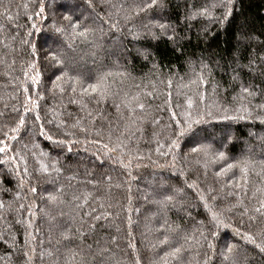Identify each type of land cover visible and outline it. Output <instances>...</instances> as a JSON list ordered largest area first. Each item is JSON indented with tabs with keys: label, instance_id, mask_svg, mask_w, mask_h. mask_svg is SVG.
<instances>
[{
	"label": "trees",
	"instance_id": "trees-1",
	"mask_svg": "<svg viewBox=\"0 0 264 264\" xmlns=\"http://www.w3.org/2000/svg\"><path fill=\"white\" fill-rule=\"evenodd\" d=\"M0 141V264H264V0H0Z\"/></svg>",
	"mask_w": 264,
	"mask_h": 264
},
{
	"label": "snow or ice",
	"instance_id": "snow-or-ice-1",
	"mask_svg": "<svg viewBox=\"0 0 264 264\" xmlns=\"http://www.w3.org/2000/svg\"><path fill=\"white\" fill-rule=\"evenodd\" d=\"M90 2V0H89ZM153 3H155V0H153ZM231 3V0H229V4ZM44 11V8H43V5L40 6L39 8V11L36 12V15L37 16H40L41 13H43ZM230 14V12H226L225 14V18H227V15ZM10 18V17H9ZM43 19L47 20V17H43ZM65 19H69L68 17H65ZM36 26L33 25V28H35ZM75 27V26H73ZM163 27V26H161ZM52 28H53V31L55 33H63L64 29L63 28H59V27H56L55 24L52 25ZM37 31H39V29H37ZM29 35L31 36L32 33L30 32ZM79 35L83 36L84 33L81 32L79 33ZM27 43V41H25ZM33 51H35V45H31ZM52 59L54 61H56L57 63H60L59 59L57 58V56L55 55V53L52 54ZM57 79H60V77H57ZM34 82H35V79H34ZM91 89L92 92H97L98 91V85L97 84H91V85H88V88H85L84 91L85 92H88V89ZM75 90V89H73ZM25 91H27V89H25ZM61 91H63V89H61ZM243 92L245 93H248L249 95H252L253 93H250L249 92V89L247 88H243L242 89ZM107 93V89L106 88H103V89H100L99 90V95L101 97H103L104 95H106ZM42 98V97H40ZM202 98V97H201ZM29 99H31V97H29ZM33 105L36 107V108H39V105L36 101H32ZM188 103V108L191 109L193 107V102L191 100V98L188 99L187 101ZM139 107L143 108V105H139ZM245 111H247V109H244ZM31 111V109H28V108H25L24 112H25V115ZM180 116L181 118L178 119L177 118V113L176 112H172L171 114V119L175 125L174 128H172V133H173V136L175 138L171 139L170 141V148H179L180 146V140L181 138H184V137H188L190 142L195 144L196 146L192 148V151L193 152H196V151H199L200 150V145H199V132H198V127L199 125L201 124H206L208 123V119H206V117L208 118H212V119H216V117L213 116L212 112L211 111H208V112H196L195 115L193 114L192 111L190 110H185V111H182L180 113ZM244 119L245 117L243 116H240V117H237V116H228V115H223V116H220L219 119H222V120H236V119ZM34 119L39 121L40 120V115L39 113L37 112L34 116ZM25 124V116L24 115H21L19 117V121H18V126H23ZM40 128L43 129V124L40 125ZM13 131H16V129H13ZM7 135V134H5ZM40 135H45V133L43 131L40 132ZM13 139H15L13 137ZM47 139L49 140H52V136L51 135H48L47 136ZM59 143H65L64 141H59ZM0 144H2L3 146H0V153H5L9 146L4 143L3 141H0ZM105 149H108V145L107 144H104L103 146ZM117 147H119V144L117 145ZM69 151H71V147L68 148ZM159 150V149H157ZM108 151H115V149H108ZM219 156L221 158H223L224 156V153H219ZM120 163L122 164V166L124 167H128V165L124 164L123 163V160L120 159L119 157L117 158ZM6 161H0V163H5ZM228 168H231L232 165L229 164L227 166ZM42 168V171L44 172H47L48 171V168L46 165H42L41 166ZM25 172H27V169L25 168L24 169ZM243 172H246L247 169H242ZM33 193L36 192V188L35 187H32L30 189ZM50 199H55L54 196H50ZM169 199H171V197H169ZM201 199H203V197H201ZM3 205L0 204V207H2ZM207 207V205H205ZM21 207H23V205H21ZM209 211H211V209H209ZM257 211H259V209H257ZM100 217H97V219H99ZM212 218L215 220L216 219V213L213 212L212 213ZM67 239V237H65ZM251 243L255 244V246L261 251V252H264V247H262L260 244H256L255 240L251 237H246ZM161 243H167V238H165L164 241H161ZM227 251L228 252H231L232 251V246L229 245L228 248H227ZM180 252V248H174L170 253H166L165 256H173L175 257L178 253ZM25 255H27V253H25ZM29 259H31V257H29ZM225 259H227V257H225Z\"/></svg>",
	"mask_w": 264,
	"mask_h": 264
},
{
	"label": "rangeland",
	"instance_id": "rangeland-1",
	"mask_svg": "<svg viewBox=\"0 0 264 264\" xmlns=\"http://www.w3.org/2000/svg\"><path fill=\"white\" fill-rule=\"evenodd\" d=\"M40 38V37H39ZM40 40V39H39Z\"/></svg>",
	"mask_w": 264,
	"mask_h": 264
}]
</instances>
